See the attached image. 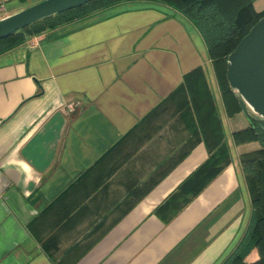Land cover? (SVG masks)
<instances>
[{"label": "crops", "instance_id": "crops-1", "mask_svg": "<svg viewBox=\"0 0 264 264\" xmlns=\"http://www.w3.org/2000/svg\"><path fill=\"white\" fill-rule=\"evenodd\" d=\"M248 126L226 114L195 26L156 0L1 54L0 264H223L251 218L240 155L258 144L233 140Z\"/></svg>", "mask_w": 264, "mask_h": 264}, {"label": "trees", "instance_id": "trees-1", "mask_svg": "<svg viewBox=\"0 0 264 264\" xmlns=\"http://www.w3.org/2000/svg\"><path fill=\"white\" fill-rule=\"evenodd\" d=\"M140 0H92L78 8L46 18L26 27L0 41V55L24 44L28 39L41 35L51 29L86 17L109 6ZM171 6L195 26L201 35L208 57L215 68L216 78L221 91L226 114L231 117L243 113L249 126L233 133L236 145L257 143L258 147L240 155V164L251 188V218L247 230L237 247L229 253L223 264H264V129L251 119L243 102L236 97L226 78V60L237 47L240 40L264 16V10L254 9L255 0H156ZM200 77V82L197 78ZM193 78L197 93H201L204 119L208 132H214L221 139L220 123L208 90H201L202 72L196 70L189 74L187 82ZM192 81V79H191ZM205 100V101H204ZM219 141V140H218Z\"/></svg>", "mask_w": 264, "mask_h": 264}, {"label": "water", "instance_id": "water-1", "mask_svg": "<svg viewBox=\"0 0 264 264\" xmlns=\"http://www.w3.org/2000/svg\"><path fill=\"white\" fill-rule=\"evenodd\" d=\"M92 0H41L0 18V41L46 18ZM226 78L248 116L264 129V16L240 40L226 60Z\"/></svg>", "mask_w": 264, "mask_h": 264}, {"label": "rangeland", "instance_id": "rangeland-1", "mask_svg": "<svg viewBox=\"0 0 264 264\" xmlns=\"http://www.w3.org/2000/svg\"><path fill=\"white\" fill-rule=\"evenodd\" d=\"M35 1H38V0H34L33 2H35ZM32 3V2H31ZM26 5H28V6H30V5H32V4H26ZM25 5V6H26ZM254 9L256 10V11H258V12H261V11H263L264 10V0H255V2H254ZM28 6H26V7H28ZM7 14H9V12L7 13Z\"/></svg>", "mask_w": 264, "mask_h": 264}, {"label": "built area", "instance_id": "built-area-1", "mask_svg": "<svg viewBox=\"0 0 264 264\" xmlns=\"http://www.w3.org/2000/svg\"><path fill=\"white\" fill-rule=\"evenodd\" d=\"M6 0H0V18L7 15Z\"/></svg>", "mask_w": 264, "mask_h": 264}]
</instances>
